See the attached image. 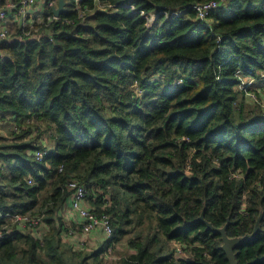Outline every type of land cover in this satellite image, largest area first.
I'll return each instance as SVG.
<instances>
[{
    "label": "trees",
    "instance_id": "obj_1",
    "mask_svg": "<svg viewBox=\"0 0 264 264\" xmlns=\"http://www.w3.org/2000/svg\"><path fill=\"white\" fill-rule=\"evenodd\" d=\"M200 1L66 0L31 36L11 23L0 39V264H228L220 235L193 220L201 210L216 227L228 218L229 237L261 215L234 254L264 264V107L236 86L239 70L264 92V0H230L207 22L191 7ZM138 9L181 12L146 27ZM71 178L110 216L94 249L62 240ZM6 212L40 215L41 238ZM124 236L127 252L104 258Z\"/></svg>",
    "mask_w": 264,
    "mask_h": 264
},
{
    "label": "built area",
    "instance_id": "obj_2",
    "mask_svg": "<svg viewBox=\"0 0 264 264\" xmlns=\"http://www.w3.org/2000/svg\"><path fill=\"white\" fill-rule=\"evenodd\" d=\"M58 0H0V39L6 38L13 29L9 23H16L18 27L22 29V33L26 35H33L37 30L34 23L50 22L55 20L59 15H55L52 8L57 6ZM75 8H78L79 0H74ZM230 0H205L195 2L191 7L195 10V15L198 19L207 22L209 13L219 7L225 6ZM133 8V5H129ZM66 9V5H65ZM141 17L145 19L146 27H150L157 16V14L163 13L165 17L169 15H179V11H152L149 13L144 12L141 9L136 10ZM46 12V13H45ZM11 21V22H9ZM9 22V23H8ZM27 25H31V29H25ZM238 77L237 88L242 90L245 97L259 103L264 107V92L261 96H258L256 91L249 85L252 83V79L247 76H243L239 70L236 71ZM13 129H16L13 126ZM35 155L40 157L42 152L36 150ZM62 169V165H59L58 170ZM27 182L31 183L32 179L27 177ZM67 187L70 189L68 197V208L72 214L78 219V229L73 228L69 224L63 223V235L68 240L69 244L73 248H87L86 236L90 234L93 229H99L104 239H109L112 234V227L110 224V216L107 213L97 215L93 212L90 202L86 198L87 189L86 186L80 183L78 180L71 178L67 182ZM6 224L10 227H14L20 231H31L38 238H41L43 233V225L41 223L40 215H32L30 213L22 212H6L3 214ZM77 225V224H76ZM176 251L179 253L180 247L175 244ZM113 248H116V244L112 241L106 242L102 249V256L108 260L118 259L121 255L115 254Z\"/></svg>",
    "mask_w": 264,
    "mask_h": 264
},
{
    "label": "water",
    "instance_id": "obj_3",
    "mask_svg": "<svg viewBox=\"0 0 264 264\" xmlns=\"http://www.w3.org/2000/svg\"><path fill=\"white\" fill-rule=\"evenodd\" d=\"M65 5H66V0H58L57 1V6L52 8V11L55 15H59L62 11L65 10ZM261 215H259L256 218V221L254 223V227L252 231L246 232L243 235H238V236H232L229 237L226 234V227L229 222V219L227 218L225 223L219 227L213 226L209 221H207L204 218V211L201 210L200 214L194 218L193 220H199L203 222L206 225L207 229L212 230L213 232H216L220 235L222 243L220 244V248L224 251L225 256L228 260V264H237V261L235 259V254H234V248L237 247L239 244L242 242L252 238L256 232L259 230V222H260ZM260 257H256L252 260L247 261L245 264H249L250 262L259 259Z\"/></svg>",
    "mask_w": 264,
    "mask_h": 264
},
{
    "label": "crops",
    "instance_id": "obj_4",
    "mask_svg": "<svg viewBox=\"0 0 264 264\" xmlns=\"http://www.w3.org/2000/svg\"><path fill=\"white\" fill-rule=\"evenodd\" d=\"M11 22V21H9ZM8 22V23H9ZM10 27L12 28V25L11 23H9ZM60 215H61V218H62V221L65 223V224H69L70 226H72L73 228H76L78 229V219L77 217H75L72 212L69 210L68 208V201L67 203L64 205V207L61 209L60 211ZM77 224V225H76ZM105 237L102 235V233L100 232L99 229H93L90 234H88L86 236V246L87 245H92L93 248H96L98 247L103 241H105L104 239ZM62 240L63 242L66 244V245H69L68 243V240L64 237H62ZM116 246H117V243H115ZM88 246V247H89ZM87 247V248H88ZM127 248V247H126Z\"/></svg>",
    "mask_w": 264,
    "mask_h": 264
},
{
    "label": "rangeland",
    "instance_id": "obj_5",
    "mask_svg": "<svg viewBox=\"0 0 264 264\" xmlns=\"http://www.w3.org/2000/svg\"><path fill=\"white\" fill-rule=\"evenodd\" d=\"M247 101H249V100H247ZM261 101L264 103V100H261ZM249 102L251 103L252 101H249ZM9 124H10V121L9 120H6L2 124H0V134L7 135L6 130H7V127H8ZM126 245H127L126 236H124L120 241L117 242V246H116L115 249L113 248V252L115 254H125L127 252V248H126L127 246ZM67 246L70 247L71 245L69 244ZM88 246L89 245H87L86 247H88ZM91 248H93L92 245H90L88 247V249H91ZM68 250H69V248H65L64 247V253H67ZM66 256L68 257L69 255L66 254Z\"/></svg>",
    "mask_w": 264,
    "mask_h": 264
}]
</instances>
